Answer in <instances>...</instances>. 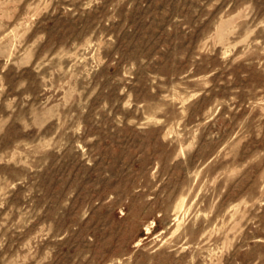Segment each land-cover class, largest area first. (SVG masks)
<instances>
[{
  "label": "rangeland",
  "instance_id": "374dc122",
  "mask_svg": "<svg viewBox=\"0 0 264 264\" xmlns=\"http://www.w3.org/2000/svg\"><path fill=\"white\" fill-rule=\"evenodd\" d=\"M0 264H264V0H0Z\"/></svg>",
  "mask_w": 264,
  "mask_h": 264
}]
</instances>
